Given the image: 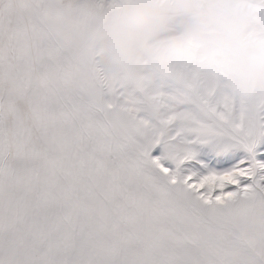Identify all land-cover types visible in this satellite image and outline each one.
I'll use <instances>...</instances> for the list:
<instances>
[{
	"label": "snow or ice",
	"instance_id": "1",
	"mask_svg": "<svg viewBox=\"0 0 264 264\" xmlns=\"http://www.w3.org/2000/svg\"><path fill=\"white\" fill-rule=\"evenodd\" d=\"M87 10L0 0V264H264V101L98 95Z\"/></svg>",
	"mask_w": 264,
	"mask_h": 264
},
{
	"label": "clouds",
	"instance_id": "2",
	"mask_svg": "<svg viewBox=\"0 0 264 264\" xmlns=\"http://www.w3.org/2000/svg\"><path fill=\"white\" fill-rule=\"evenodd\" d=\"M84 2L88 18L76 44L86 85L98 95L139 98L149 115L158 111L159 92L194 97L209 85L249 107L264 101V0ZM78 22L60 14L65 42Z\"/></svg>",
	"mask_w": 264,
	"mask_h": 264
},
{
	"label": "rangeland",
	"instance_id": "3",
	"mask_svg": "<svg viewBox=\"0 0 264 264\" xmlns=\"http://www.w3.org/2000/svg\"><path fill=\"white\" fill-rule=\"evenodd\" d=\"M214 145H215V142L214 141H210L208 144H206V145H201V144H195V145H193V147L195 148V149H198V150H204V151H208V152H212V149H213V147H214ZM259 150H261V151H264V142H261V144L259 145ZM238 156H243L244 155V153H241V152H237L236 153Z\"/></svg>",
	"mask_w": 264,
	"mask_h": 264
}]
</instances>
